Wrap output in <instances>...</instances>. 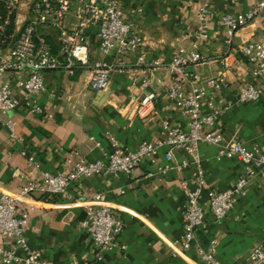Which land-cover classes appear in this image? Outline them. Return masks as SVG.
I'll return each instance as SVG.
<instances>
[{
	"label": "crops",
	"instance_id": "0c3cea01",
	"mask_svg": "<svg viewBox=\"0 0 264 264\" xmlns=\"http://www.w3.org/2000/svg\"><path fill=\"white\" fill-rule=\"evenodd\" d=\"M257 1L120 0L123 20L134 23L142 38L140 50L124 56L103 55L97 30L90 28L87 67L44 72L45 92L35 102L39 112L19 106L0 116V195L18 194L39 172L59 173L70 152L95 161L115 148L134 150L142 141L159 139L164 121L185 129L188 117L167 99L166 88L173 79L168 71L173 54L180 47L189 48L190 41L201 56V62L187 70L191 79L225 81L220 92L208 96L203 104L204 113L209 112L207 103L222 108L209 131L222 134L227 141L258 145L264 152V84L252 77V67L239 53L246 42L264 47V13L257 23L238 30L229 45L220 21L223 14L249 11ZM203 6H207L206 38L198 35L199 9ZM77 8L73 4L66 15L67 27L76 23ZM50 41L53 43V37ZM97 61L109 66V86L103 92L89 88L91 66ZM246 85L258 86L261 98L257 103L236 105V94ZM189 86L185 84V89ZM149 91L156 94V116L146 121L130 117L133 102ZM7 120L14 123L15 138L10 136ZM217 151V147L205 144L192 154L177 150L165 175L152 178L147 174L156 168L144 159L128 177L95 176L72 184L70 198L38 193L21 196L18 208L28 214V247L48 264H201L193 249L176 250L187 198L182 184L188 189L199 169L210 190L232 188L244 173V165L235 158L217 160ZM163 155L164 150L157 156L158 166L167 164ZM29 157L39 168L29 166ZM263 188L264 178H251L245 196L234 200L233 209L221 222L206 212V231L199 232L196 244L205 248L215 241L221 264H244L253 247L264 248ZM97 195L124 224L116 244L101 254V260L96 259L91 238L80 226L86 204ZM201 203H206L204 197ZM0 246L11 249L13 244L0 237ZM0 264L4 263L0 260Z\"/></svg>",
	"mask_w": 264,
	"mask_h": 264
},
{
	"label": "built area",
	"instance_id": "2783aa9c",
	"mask_svg": "<svg viewBox=\"0 0 264 264\" xmlns=\"http://www.w3.org/2000/svg\"><path fill=\"white\" fill-rule=\"evenodd\" d=\"M0 3L4 10L0 14V116H7L19 106L39 112L35 102L45 92L44 72L87 67L90 28L97 30L98 47L103 55L137 53L143 43L134 23L123 20L120 0H0ZM73 4L78 7L76 23L67 27L65 17ZM263 13L264 0H258L245 13L223 14L220 21L226 45L231 43L238 30L257 23ZM206 18L207 6H203L198 16L200 38H206ZM50 37H53V43ZM239 53L252 67V77L264 84V47L246 42L240 46ZM137 62L141 64V56ZM200 62L201 56L194 42L190 41L189 48H178L168 64L173 79L166 88V97L179 112L188 117L185 129L170 126L164 121L159 139L142 141L134 150L115 148L100 160L87 161L79 157L77 152H70L59 173L39 172L37 178L25 185L18 194L0 195V237L11 240L13 244L11 249L0 246V260L4 264H48L27 245L25 226L28 214L18 208L21 196L38 193L70 198L68 189L72 184L95 176L128 177L144 159L156 168L147 177L165 175L175 151L184 150L192 154L202 144L218 148L217 160H239L244 165V173L237 178L232 188L221 192H214L207 187L203 172L199 169L193 174L188 189L182 184L187 190V198L183 209L182 234L176 250L187 252L193 249L201 264H221L217 258L215 241H210L205 248L196 244L199 232L206 231V212L211 214L215 222L226 218L234 207V200L245 196L249 180L264 178V152L258 145L249 147L240 141H227L222 134L209 131L213 129L222 108L207 103L209 112L204 113L203 104L208 96L214 97L220 92L225 81L213 77L201 82L192 80L187 70ZM108 71L109 66L103 62L97 61L91 66L89 87L92 91L107 89ZM185 84H190L188 89H185ZM144 85H147V80ZM261 95L262 90L258 86H243L236 94L235 104L257 103ZM155 103L156 94L149 91L133 102L129 116L142 121L151 120L156 116ZM5 124L10 136L15 138L14 123L7 120ZM162 150L167 164L158 166L157 156ZM28 164L39 168L33 157L28 158ZM203 197L206 199L204 205L201 203ZM100 201L101 197L97 195L92 203L86 204V216L80 224L91 238L97 260H101L103 252L113 248L124 228L112 208ZM244 264H264V248L260 245L253 247Z\"/></svg>",
	"mask_w": 264,
	"mask_h": 264
},
{
	"label": "trees",
	"instance_id": "16d2710c",
	"mask_svg": "<svg viewBox=\"0 0 264 264\" xmlns=\"http://www.w3.org/2000/svg\"><path fill=\"white\" fill-rule=\"evenodd\" d=\"M4 10H3V7H2V3H0V14H3Z\"/></svg>",
	"mask_w": 264,
	"mask_h": 264
},
{
	"label": "rangeland",
	"instance_id": "374dc122",
	"mask_svg": "<svg viewBox=\"0 0 264 264\" xmlns=\"http://www.w3.org/2000/svg\"><path fill=\"white\" fill-rule=\"evenodd\" d=\"M109 86V85H108ZM90 88V87H89ZM108 88V87H107ZM91 90V89H90ZM107 90V89H106ZM92 91V90H91ZM105 91V90H104ZM93 92H95V91H93ZM101 92H103V91H101Z\"/></svg>",
	"mask_w": 264,
	"mask_h": 264
}]
</instances>
